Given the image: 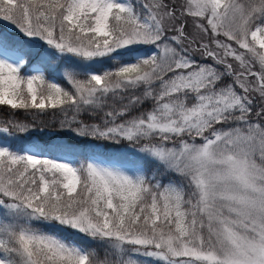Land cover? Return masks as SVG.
I'll return each mask as SVG.
<instances>
[{"label":"snow or ice","instance_id":"6c2138e0","mask_svg":"<svg viewBox=\"0 0 264 264\" xmlns=\"http://www.w3.org/2000/svg\"><path fill=\"white\" fill-rule=\"evenodd\" d=\"M2 25L0 106L31 119L0 134L96 147L0 143V264H264V0H0Z\"/></svg>","mask_w":264,"mask_h":264},{"label":"trees","instance_id":"16d2710c","mask_svg":"<svg viewBox=\"0 0 264 264\" xmlns=\"http://www.w3.org/2000/svg\"><path fill=\"white\" fill-rule=\"evenodd\" d=\"M0 30L7 31L10 36L16 37L17 34L13 30H9L5 26H0ZM59 82L64 83L63 80ZM9 119H19V120H30L31 117L24 113L23 111H17L13 116L12 112L5 106H0V122ZM41 120L43 123H41ZM37 127L33 128L30 132L26 134H17L14 137H7L13 145L24 146L29 143H43L44 141H57L74 143L81 149L91 150L96 147V144L90 141H79L71 133L63 131L59 128L58 123H54L51 116L41 117L37 121ZM121 147H124L123 145ZM99 150L105 151L109 149L100 148Z\"/></svg>","mask_w":264,"mask_h":264},{"label":"rangeland","instance_id":"374dc122","mask_svg":"<svg viewBox=\"0 0 264 264\" xmlns=\"http://www.w3.org/2000/svg\"><path fill=\"white\" fill-rule=\"evenodd\" d=\"M2 26H5V27L8 28L9 30H12V29L9 28L7 25H2ZM13 32H15V31L13 30ZM5 138H6L7 143H8L10 146H12L13 148L21 147V146L13 145V144L11 143V141L7 138V135H6V134H0V143L5 142Z\"/></svg>","mask_w":264,"mask_h":264}]
</instances>
